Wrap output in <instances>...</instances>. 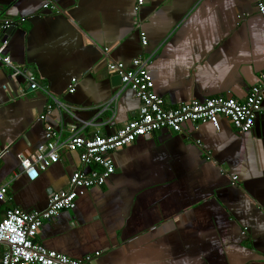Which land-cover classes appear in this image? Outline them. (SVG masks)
<instances>
[{
    "label": "crops",
    "instance_id": "crops-1",
    "mask_svg": "<svg viewBox=\"0 0 264 264\" xmlns=\"http://www.w3.org/2000/svg\"><path fill=\"white\" fill-rule=\"evenodd\" d=\"M136 1L50 0L56 12L39 0H0V20L16 22L5 53L92 121L86 136L114 133L139 107L107 60L128 68L150 57L153 90L167 108L221 95L245 99L264 67V18L254 0H143L135 12ZM112 99V113L102 111ZM47 104L45 93L0 64V185L8 184L0 212L43 210L48 191L65 189L82 169L78 155L63 150L35 181L20 173L21 160L44 143L45 124L62 138L82 127L57 109L40 121ZM112 159L104 186L44 223L36 241L73 259L99 252L94 264H264V117L247 133L225 118L163 130Z\"/></svg>",
    "mask_w": 264,
    "mask_h": 264
},
{
    "label": "built area",
    "instance_id": "built-area-1",
    "mask_svg": "<svg viewBox=\"0 0 264 264\" xmlns=\"http://www.w3.org/2000/svg\"><path fill=\"white\" fill-rule=\"evenodd\" d=\"M43 10L57 12L50 0H39ZM143 0H137L135 12L143 5ZM257 13L264 18V0H254ZM23 19H20L22 22ZM16 26L12 20H0V64L13 75L24 77L31 91H41L50 99V104L40 115L44 121L54 109L63 111L73 120L82 124L80 130L71 128L66 138L61 137V129L50 125L44 126V143L40 144L33 153V157L21 160L20 173L29 182L38 179L40 173L45 172L52 165L59 162L63 150L76 153L82 169L75 170L69 177L65 189L51 193L47 205L40 211H23L16 207L7 208L0 212V264H94L100 256L99 252L85 255L81 259H73L64 254L47 249L36 241L42 225L59 215L62 211L75 208L78 198L93 188H101L115 172L112 154L124 147H128L140 138L148 137L163 130L171 133H182L183 126L192 124L195 128L200 125L216 124L220 118L227 119L239 133H247L255 125L258 117H264L262 103L264 100V67L259 75L258 82L249 90L243 101L233 97L214 96L203 101L191 100L167 108L162 97L154 90V82L149 69L150 57L136 58L126 67L122 62L107 60L108 73L120 78L122 88L133 91L139 101L136 116L123 124L114 133L109 135L94 134L86 136L83 130L92 125V121L80 120L71 107L60 102L40 84L32 75H27L20 66L13 64L5 49L9 43V32ZM140 43L147 45V36L139 32ZM75 91V79L71 80L67 92ZM114 99L102 107V111L110 110ZM62 113V112H61ZM17 176V175H16ZM234 184L237 177H231ZM8 184L0 185V202L8 201Z\"/></svg>",
    "mask_w": 264,
    "mask_h": 264
},
{
    "label": "water",
    "instance_id": "water-1",
    "mask_svg": "<svg viewBox=\"0 0 264 264\" xmlns=\"http://www.w3.org/2000/svg\"><path fill=\"white\" fill-rule=\"evenodd\" d=\"M11 31H12V30H10L9 33H11ZM66 115H67V114H66ZM67 116H68V115H67ZM48 193H49V195H50V194L52 193V191L50 190V191H48Z\"/></svg>",
    "mask_w": 264,
    "mask_h": 264
}]
</instances>
